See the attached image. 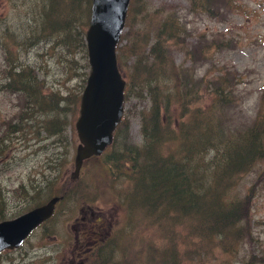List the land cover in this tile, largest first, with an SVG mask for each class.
<instances>
[{
  "label": "rangeland",
  "instance_id": "rangeland-1",
  "mask_svg": "<svg viewBox=\"0 0 264 264\" xmlns=\"http://www.w3.org/2000/svg\"><path fill=\"white\" fill-rule=\"evenodd\" d=\"M68 4V0H0V222L46 203L75 169L80 143L76 121L91 71L86 32L92 0H79L74 8ZM52 6L58 7L57 12L48 14ZM188 8L189 0H134L117 47L122 71L134 76L135 63L147 60L159 26L171 12L182 20L183 32L165 46L167 59L178 67L191 66V50L196 48L192 52L200 84L197 109L203 112L213 105L215 84L222 78L230 87L232 102L228 109L217 102L215 115L234 128L252 124L264 114V0H233L224 15L200 9L191 13ZM53 21L64 23L62 29L54 31ZM20 70L24 78L29 76L41 86L43 102L32 103L31 95L27 103V97L22 101L19 93L8 91V76ZM135 79V85L125 91L123 122L109 153L85 161L53 217L19 248L0 252V264H80L82 252L101 243L105 245L100 255L107 264H165L175 239V253L187 264H264V163L233 188L240 199L247 193L253 199L251 233L245 234L237 252H227L220 245L202 262L194 255L200 250L199 229L190 226L185 216L173 220L169 215L144 213L139 207L130 209L132 181L119 168L112 169L107 159L144 143L142 116L151 100L140 78ZM162 81L175 89L176 77L170 70ZM55 95L62 98L64 111L58 116L61 132L52 136L43 121L57 115L49 110ZM173 109L176 125L181 110ZM185 121L191 123V117ZM146 184L151 185L148 180ZM89 209L102 214L101 222L80 225L82 217L90 215ZM85 255L90 260L86 264L97 263Z\"/></svg>",
  "mask_w": 264,
  "mask_h": 264
},
{
  "label": "trees",
  "instance_id": "trees-1",
  "mask_svg": "<svg viewBox=\"0 0 264 264\" xmlns=\"http://www.w3.org/2000/svg\"><path fill=\"white\" fill-rule=\"evenodd\" d=\"M133 2L131 0L130 12ZM68 3L74 8L79 0H68ZM232 4L233 0H189L188 9L191 13L200 9L208 13L214 10L218 15H224L230 11ZM57 9L52 6L48 14L56 13ZM58 24L53 21L56 28L54 31L61 30L60 27L64 25L60 22ZM159 27L147 60L135 63L133 77L125 75L121 61L118 60L127 78L126 90L135 85V78L138 77L141 88L150 96L151 105L142 116L144 143L131 145L124 152L108 158L107 162L112 169L119 168L132 181L133 186L128 195L132 211L139 207L144 213H154L159 217L169 215L173 220L185 216L190 226L199 229L200 250L195 251L194 255L201 257L203 262L220 245L227 252H237L239 246L244 244L245 234L249 236L251 233L249 215L253 199L250 193L240 199L241 194H233V188L241 183L246 174L256 171L264 163V114L258 115L252 124L242 128H234L217 113L216 116V108L213 106L217 102L222 109H228L227 105L232 102L230 87L222 78L215 84L214 94L217 99L213 105L203 112L197 109L200 84L193 65L196 48L191 50L194 56L191 58V66H175L172 60L167 59L165 46L168 48V42L181 36L182 20L170 12ZM167 69L176 77L173 90L162 81ZM181 76L184 79L181 80ZM8 78V91L19 93L22 101L27 97L28 103L29 97L33 95L32 103L43 102V89L37 87L29 76L24 78L22 70ZM193 78L195 84L191 83ZM61 102L62 98L59 100L56 95L53 96L49 110L57 115L43 121V128L52 136L61 132L58 126V116L64 111ZM174 106L181 110L176 125ZM188 117H191V123L185 121ZM110 146L101 155L107 153ZM94 157L97 156L91 158ZM142 160L154 164L141 163ZM77 180L65 179L60 191L52 196L60 195L63 200L70 192L72 182ZM147 180L150 186H146ZM161 206H164L163 210H160ZM176 241L172 240L166 263L187 264L184 258H179L175 253L177 249L173 242ZM104 245L101 243V246H93L87 254L92 261L97 260L96 264H107V260L100 255Z\"/></svg>",
  "mask_w": 264,
  "mask_h": 264
},
{
  "label": "water",
  "instance_id": "water-1",
  "mask_svg": "<svg viewBox=\"0 0 264 264\" xmlns=\"http://www.w3.org/2000/svg\"><path fill=\"white\" fill-rule=\"evenodd\" d=\"M131 0H92L86 32L91 71L81 96L76 129L80 143L75 156L73 180L79 178L84 162L100 156L113 143L125 113L127 86L117 56ZM63 197L52 196L28 212L0 222V252L19 248L31 233L49 220Z\"/></svg>",
  "mask_w": 264,
  "mask_h": 264
},
{
  "label": "flooded vegetation",
  "instance_id": "flooded-vegetation-1",
  "mask_svg": "<svg viewBox=\"0 0 264 264\" xmlns=\"http://www.w3.org/2000/svg\"><path fill=\"white\" fill-rule=\"evenodd\" d=\"M90 211V215L88 216L87 213L82 217V222H80V225L81 224H86V223H90V222H101L102 220V214L98 211H95V210H92V209H89ZM83 211V209H82ZM95 224L97 223H94V225H92L90 228H88L90 231L94 230L93 229V226H95ZM88 226V225H87ZM78 239H80L79 237H77ZM93 248L92 247H87V251H83L81 256H82V260L80 262V264H86L87 260H89V258L85 255V254H88L89 255V250L91 251V249ZM87 252V253H86Z\"/></svg>",
  "mask_w": 264,
  "mask_h": 264
},
{
  "label": "bare ground",
  "instance_id": "bare-ground-1",
  "mask_svg": "<svg viewBox=\"0 0 264 264\" xmlns=\"http://www.w3.org/2000/svg\"><path fill=\"white\" fill-rule=\"evenodd\" d=\"M119 126V125H118ZM118 128V127H117ZM117 130V129H116Z\"/></svg>",
  "mask_w": 264,
  "mask_h": 264
}]
</instances>
